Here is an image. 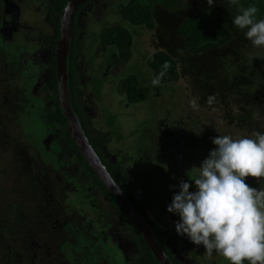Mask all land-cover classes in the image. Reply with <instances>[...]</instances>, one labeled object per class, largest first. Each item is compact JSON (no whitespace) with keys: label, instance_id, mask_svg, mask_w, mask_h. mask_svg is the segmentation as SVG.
<instances>
[{"label":"rangeland","instance_id":"1","mask_svg":"<svg viewBox=\"0 0 264 264\" xmlns=\"http://www.w3.org/2000/svg\"><path fill=\"white\" fill-rule=\"evenodd\" d=\"M23 1V19L32 24L31 29L19 30L26 35V41L40 42L37 32L51 36L49 22L40 21L45 15V8H40L47 0ZM130 1L101 0L99 14L88 13L85 17L77 65L81 112L94 134L106 135L102 149L109 157H115L114 172L126 180L128 189L151 219L164 228L177 259L182 264H230L222 255L208 256L203 245L196 246L186 236L177 235L174 221L179 217L169 213L167 205L178 191L170 190V186L178 185L180 179L192 184L190 191L196 190L190 179H195L199 170L192 167H199L215 147L212 137L248 136L258 130V126H250L249 132L237 126L243 120L240 115L245 113L242 107H253L250 113L264 123V46H253L244 31L233 24L238 6L230 4V0H214L212 7L206 0H179L174 8L156 4L150 27L134 26L124 19L120 10ZM20 8L22 11L23 7ZM203 11L223 15L229 42L191 54L177 28L187 16ZM4 13L0 0V23ZM257 17L264 19L262 15ZM7 19L6 15V24ZM94 22L99 24V35L107 27L129 31L133 43L127 60L115 56L116 49L112 50L113 56L107 53L98 57L103 50L100 43L92 48L95 56L88 57L92 45L88 32ZM93 31L96 32L94 28ZM27 45L22 39L7 48V57L0 38V264H25L28 254H34L33 264H126L112 239L107 236L104 240L100 235L116 227L108 220L102 203L88 193L91 191L86 180L81 176L69 177L56 157L46 150L45 145L53 136L42 115L48 102L40 99L46 94L42 85L47 77L36 62L20 60ZM32 51L27 48V52ZM158 51L170 55L178 74L173 82L154 87L147 60ZM114 56L112 64L100 72V64ZM131 75L148 92L136 104L125 101L121 88ZM248 77L252 78L250 85ZM233 91L242 96L230 95ZM209 96L215 97L212 103L208 102ZM193 99L199 105L196 109L190 105ZM246 123L251 124V119ZM189 169L188 177L185 173ZM56 175L64 177L59 188L50 183ZM67 182L72 183L69 193ZM246 182L254 188H264V178L257 182L248 177ZM47 196L55 197L56 203L48 202L38 209ZM12 206H19L23 215L14 242L1 229L10 219ZM62 222L66 224L61 229L58 226ZM31 235H35L38 244L31 246L26 241V236Z\"/></svg>","mask_w":264,"mask_h":264},{"label":"clouds","instance_id":"2","mask_svg":"<svg viewBox=\"0 0 264 264\" xmlns=\"http://www.w3.org/2000/svg\"><path fill=\"white\" fill-rule=\"evenodd\" d=\"M209 7L214 0H206ZM237 5L233 24L244 31L245 37L255 47L264 46V19H258L256 5ZM171 67L165 61L162 70L151 84L159 86ZM208 97V102L214 101ZM198 108L196 99L190 101ZM215 147L202 160L199 174L192 184L180 179L167 205L169 213L176 214L175 231L187 237L196 246L203 245L205 253L222 255L230 264H264V188H254L246 182L252 177L259 182L264 178V133L235 137L217 135L211 138ZM191 168V169H192ZM189 177L190 169L185 173Z\"/></svg>","mask_w":264,"mask_h":264},{"label":"trees","instance_id":"3","mask_svg":"<svg viewBox=\"0 0 264 264\" xmlns=\"http://www.w3.org/2000/svg\"><path fill=\"white\" fill-rule=\"evenodd\" d=\"M179 0H131L127 3L126 6H123L120 10L121 15L126 19L128 23L134 26H151V20L153 18V10L156 4H160L167 8H174L178 5ZM242 6L256 5L259 9L257 13L258 16L262 15L264 17V3L261 0H241L239 3ZM66 5V1L62 3V8ZM82 4H80L81 6ZM60 12V10H58ZM59 17V13L57 15V19ZM179 36L183 39V44L188 53L197 54L207 48L214 47H222L229 42L230 33L228 29L223 27V15L218 12H209L203 11L198 13H193L183 19L182 23L177 28ZM58 32V30H57ZM77 39V30H75L74 39L69 43L68 52H67V85L69 90V99L71 103V107L77 112V118L80 123L84 134L88 137L91 146L96 152H101L102 148L105 147L106 139L105 134H94L91 123L87 121L80 109L79 103L76 99V84H75V73H74V63L76 58V53L78 51V44L76 43ZM132 37L128 30L121 27H113L108 29L101 39L102 47L108 46L107 53L113 56V51L115 50V56H118L121 59L127 60L131 56V48H132ZM52 47V53L50 55V67H51V78L49 79L48 84L45 87L49 88L50 94L47 95L44 100L50 101L49 105H45L44 112H42L43 119L45 120V124L50 131L52 139L48 143V149L53 152H61L65 153L64 156L69 155L70 159L69 163L79 162L78 169L83 171L86 175H89L94 180V188L96 190H100L102 194L109 198L113 207H115L121 214L122 218H124L129 226L132 227L131 220L123 213L122 209L118 206L114 198L111 196L109 191L104 187V185L100 182V180L96 177L90 167L87 165L82 155L80 154L77 146L71 140L68 130H67V122L62 113V109L58 103L57 99V88H56V67H55V49ZM106 53V54H107ZM107 56V55H106ZM115 56L106 62L100 64L99 71H104L105 68L109 67L115 59ZM168 61L171 65L167 74L162 79L161 85H165L167 83L173 82L177 77V67L174 60L168 55V53L164 51H158L154 53L147 60V66L151 70L153 77L157 75L161 70L163 63ZM247 84L250 85L252 83V78H246ZM90 84V83H89ZM123 95L125 97V101L130 104H136L145 98L147 95V89L139 86L138 79L135 75L128 76L125 81L121 85ZM242 96L241 92L233 91L230 95ZM242 110H245L243 115V120H239L236 124L239 125L240 128L245 129L246 131L250 126H258V130L264 133V123L257 119L258 117H254L252 112L253 107H242ZM249 115V116H248ZM247 116V117H246ZM260 117V116H259ZM251 119V124L246 125V120ZM236 119V118H234ZM241 119V118H238ZM263 127L262 128H260ZM93 130V131H92ZM249 132V130H248ZM96 133V132H95ZM116 132H114L115 134ZM112 156V155H111ZM62 158V157H61ZM59 160L60 164L65 165L63 159ZM115 159L114 156H112ZM111 157L108 156V152H104L105 164H107L106 169L108 174L112 177L114 182L123 190V193L133 199L132 194L127 189L126 180L123 177H119L115 172L113 167L115 164L113 163ZM76 160V161H75ZM111 160V161H110ZM75 161V162H74ZM139 177V175H138ZM143 181H140L142 184ZM151 183V182H150ZM148 190V189H147ZM139 206V205H138ZM139 212L142 216L148 221L151 228H154V225L151 223L149 218H147L146 212L139 206ZM144 248V256L143 261L145 264H158L154 257L152 256L149 249H147L146 244L143 243Z\"/></svg>","mask_w":264,"mask_h":264},{"label":"flooded vegetation","instance_id":"4","mask_svg":"<svg viewBox=\"0 0 264 264\" xmlns=\"http://www.w3.org/2000/svg\"><path fill=\"white\" fill-rule=\"evenodd\" d=\"M65 1H66V5L62 8V3H64ZM68 1L69 0H47V2L44 3V6L40 9H41V11H43V8H45V11H44L45 15L40 21L45 20L47 23L49 22V25L52 28V35L48 36V35L43 34L42 32H37V34H38L37 36H39L41 41L38 43H32V42L26 41V39H25L26 35L24 36V34H21V31H19V30H23V29H31V25H32V24L28 25V23H26V20L23 19L24 4H25L24 1L23 0H2L3 10L5 11V13H4L5 15L4 14L2 15V20L0 23V38L2 40V43L5 46L4 50L6 51L7 57H8L7 48L11 49V46L14 47V45L18 44L22 39L25 41L26 44H28L27 46H25V51H24L22 59H20V58L19 59L21 61L25 60L24 63H27L29 60H31L32 62H36L38 64L41 72L47 77V80H45V82L42 85V87L44 86V88L46 90V94H45V96L40 98L44 102H46L44 100V98L50 94L49 93L50 89L45 87V85L48 84L49 79L51 78V75H52L51 67H50V55L52 53V47L51 46H54V49H56L57 42L60 38L61 15H62L63 11L65 10L66 6L68 5ZM100 3H101V0H85L82 3H80V4H82L81 6L79 4V6L76 8V10L73 13V19L71 22L72 37H71L70 42L74 39L75 30H77L76 43L78 44L80 36L85 33L82 30H84V28L86 27V22H85L86 15L88 13L95 14V12L97 14H99L98 13L99 12L98 5ZM20 7H23L22 11H21ZM58 10H60V12H58ZM58 13H59V17L57 19ZM6 15L8 16L7 24H6V20H5ZM115 27H118V26H115ZM93 28L96 30V32L93 31ZM110 28H113V27L105 28L104 30L101 31V33L99 35L97 32V31H99V24L97 22L90 24V28H89V32H88V34H89L88 36L91 38V41L89 43H92V45L89 49L90 52L92 51V48L94 49L96 43H101L102 36ZM57 30H58V32H57ZM29 47L32 48V50H33L32 52H27V48H29ZM16 49H19V47L17 46ZM107 49H108L107 45H106V47H103V50L99 51L98 57L101 55H106ZM15 55H16V57H18V54H15ZM15 55H14V57H15ZM91 55H94V54L91 52L88 55V57H90ZM11 57L13 58V56H11ZM79 60H80V54H79V46H78V51L76 53V58H75V63H74L75 84L77 86L76 87V99H78V82H79L78 72H79V69L77 68V65L79 63ZM88 60H91V59L88 58ZM87 63L89 64L88 61H87ZM111 64L112 63H110V65ZM55 67H56V64H55ZM66 69H67V58H66ZM56 88H57V83H56ZM91 93H92V91H91ZM57 99H58V91H57ZM47 102H48L47 105H49L50 101H47ZM70 105H71V103H70ZM72 109H73V107H72ZM73 111L77 117V112L74 109H73ZM88 141H89V139H88ZM89 143H90V141H89ZM45 147H46V150H49L48 144H46ZM49 153L53 154L56 157L59 167H64L66 169V172L69 173V175H70L69 177H72L73 175L83 177L86 180L88 190L91 191L88 193H92L93 197H96L95 201L102 203L101 207L105 212H107L108 220L111 221L116 228L108 229V234H105V232L102 231L100 233L101 237L104 240L107 236H109L112 239V242L116 245L119 252L121 253L120 254L121 257L126 260V264H145L143 261V256H144V252H145L144 248H143V243L144 244H146V243H145L143 237L138 233L137 229L134 227L132 221H130L132 223V227H131V226H129L128 222L124 218H122L120 212L115 207L112 206L110 199L105 197L100 190H96L94 188V180L89 175H86L83 171L78 169L79 168L78 167L79 162H75L76 161L75 160L74 161L75 163H69L68 160L70 159V157H69V155L64 156L65 153L53 152L50 150H49ZM96 153L99 156L101 163L104 165V167L106 169L107 164H105V162H107V161H105V159H104L103 149L101 150V152H96ZM108 156H109V154H108ZM60 158L63 159L67 163L65 165L60 164V162H59ZM113 169H115V166L113 167ZM106 171H107V169H106ZM63 178L64 177L62 175L61 176L56 175L55 178L52 179V181H50V183L53 182L54 183L53 186L55 188H59L60 183H62ZM70 181H72V180H70ZM67 183H68V186H67ZM67 183H66V192L69 193V190H71L69 188L71 187L70 185L72 183L71 182H67ZM117 187L121 191V193L129 200L131 206L138 213V215L147 223L155 241L158 243V245L161 247V249L165 253V256L167 257L168 261L171 264H182L177 259L176 255L174 254V252L172 250L171 245L167 241L165 234H164V228H162V226L156 224L151 219V217L145 211L143 204L141 202H139L137 199H135V197L133 195H132L133 199H130L129 197H127L123 193V190L121 188H119L118 185H117ZM146 188H147V186H146ZM72 189H73V187H72ZM127 189H128V187H127ZM55 190L57 191L60 189H55ZM129 192L131 193L130 190H129ZM93 193H95L97 196H94ZM46 194H47V192H46ZM56 201L57 200H55V197L47 196V197H45V202H42L38 206V209L41 210V207L46 206L48 204V202H50L52 204V203H56ZM138 205L146 212L147 216L150 218L149 220L151 221V223L154 224L153 229L149 225L148 221L139 212L140 208ZM8 209H9V207H8ZM11 211L12 212L9 213L10 219L7 220V222L2 226L1 229L9 237V239L14 242V240H16L15 237H16L17 227H19V225H21L23 215L21 214V209L19 206L18 207L12 206ZM123 213H124V211H123ZM65 221H67V220H65ZM65 224H66L65 222H62V224L58 227L62 229ZM34 238H35V235L26 236V241L29 242L31 244V246L38 244L37 241L34 240ZM147 249H149L148 246H147ZM10 252H11V250H10ZM150 252H151V250H150ZM151 254H152V252H151ZM152 256H153V254H152ZM13 257L15 258V256H13ZM33 259H34V254H30V255L28 254V256H27L28 262H26L25 264H33V262H32ZM16 261L17 260L15 259V262ZM16 264H17V262H16ZM149 264H151V263H149ZM214 264H218V263H214ZM246 264H248V263H246Z\"/></svg>","mask_w":264,"mask_h":264},{"label":"water","instance_id":"5","mask_svg":"<svg viewBox=\"0 0 264 264\" xmlns=\"http://www.w3.org/2000/svg\"><path fill=\"white\" fill-rule=\"evenodd\" d=\"M83 1L85 0L68 1V5L61 15L60 38L55 49L58 102L67 122L69 136L77 146L87 165L104 185V187L109 191L111 196L115 199L127 217L132 221L134 227L143 237L146 245L151 250L156 261L159 264H171L161 247L155 241L147 223L134 210L129 200L121 193L113 179L106 171L104 165L99 159V156L89 143L88 138L84 135L80 123L70 105L69 90L67 85L66 58L68 46L72 37L71 22L73 19V13Z\"/></svg>","mask_w":264,"mask_h":264}]
</instances>
